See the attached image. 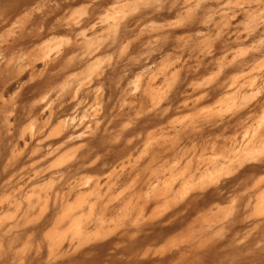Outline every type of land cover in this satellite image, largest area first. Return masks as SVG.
Returning a JSON list of instances; mask_svg holds the SVG:
<instances>
[{
  "label": "rangeland",
  "instance_id": "1",
  "mask_svg": "<svg viewBox=\"0 0 264 264\" xmlns=\"http://www.w3.org/2000/svg\"><path fill=\"white\" fill-rule=\"evenodd\" d=\"M204 1L177 0L171 13H167L169 2H165L164 7L156 13L152 10L157 6L156 0H150L149 6L146 7L144 0H0V45L7 46L12 43L13 38L18 40L21 33L27 35L30 32L33 42L29 44L28 49L37 51L40 58L43 56L51 62V73L55 72L49 81L37 88L34 97L28 100L18 94L17 90L5 92L2 102L0 101L1 105L4 104L0 111V126L4 125L6 128L4 118H8L9 123L14 126L9 127V131L16 136L21 132L36 133L42 127L40 122L43 115L39 112L46 102L54 110L64 103L72 104L63 114L52 116L53 118L43 125V133L36 136V139H41L51 132L62 134L60 140L56 139L52 147H56L61 141L65 144L53 151L47 159L33 163V160L28 159L27 151L20 140L8 148L7 155L13 152L17 157L21 153L16 158L21 162L0 178V185L7 183L0 189V264H264V167L256 172L248 171L244 174L243 168L249 165L245 164L233 173L221 177L215 184H209L204 190L180 193L171 207H166L160 202L147 209L142 208L146 190L143 189L137 196H132L127 189L135 171H131L124 184H116L117 186L114 185L107 191L106 182H113L112 169H108L100 177L104 185L99 192L94 185L99 174L94 170L83 169L77 173V177L86 183L58 205L51 215L49 213L53 206L54 191L59 190L58 186L62 183V177L58 179L59 172L55 171L76 160L83 150L81 144L94 140L108 124L109 118L113 117L112 114L106 118L104 114L107 113L105 104L109 99L110 85L122 81L119 84L127 90L139 85V94L148 79L158 71L157 77L162 74L163 76L156 80L159 84L154 80V85L151 84L154 82L150 83L153 87L148 86L150 99L144 111L153 105L164 107L167 97L181 82L183 69L197 63L196 58H202L204 55L208 59H218V62L211 63L206 70L192 77V84L206 86L216 82L224 73L223 67L228 62H233V65L227 66V79L240 77V80L251 82L252 85L250 83L246 92L232 94L217 102L218 104H206L199 109L175 112L167 119V123L179 125L198 118L209 122L229 118L257 97L262 85L261 73L249 67L241 69L237 64L252 52L259 41V36L254 34H264V1ZM134 2H138L140 6L137 11L131 12L129 8ZM205 5L211 11L203 15L202 8ZM239 6L250 8L251 13H237L232 17L233 10ZM196 11L199 12L198 23L196 22L198 29H191V18ZM124 12L126 15L123 19H126L127 24L121 18ZM119 18L121 23L127 25L129 33L124 37V31H121L112 43L113 28L110 24L117 22ZM205 19L209 20L208 23ZM200 22L203 23L201 26ZM236 36L239 38L234 41ZM222 39L231 40L229 47L224 51L218 49V43ZM159 45H162L163 49L159 50ZM20 46L22 45H14L8 52L1 51L0 47V56L17 57L21 52L28 51ZM151 47L154 49L149 50ZM87 48L94 49L88 63L77 68L62 69L69 56L78 55ZM68 49L71 52L64 54V61L57 60V54L61 57ZM259 63L264 67V52L255 60V64ZM152 72L153 74H150ZM79 85L82 87L77 97L72 99L73 92ZM86 91L88 96L82 97ZM127 94H118L112 100L109 99L110 107L116 103L115 110H118L120 103H123L121 108L127 110L131 106L130 117H133L138 101L129 95L130 93ZM81 98L85 99L78 105L77 102L79 103ZM33 102H37V111L35 115H29L26 112L27 104L29 107V103ZM14 106L17 109L11 112L15 109ZM18 112L22 113L20 118L13 120ZM84 115V120L80 122ZM255 115L244 127L235 133L230 131L225 136H239L244 130L250 131L256 126V120L264 115V108L258 109ZM127 122V119H122L119 125ZM108 126L112 142L113 138L117 137L119 138L116 141L124 143L126 138L135 139L136 135H142L139 143L130 149L131 161L134 159L131 163L138 160L141 167L148 160L146 149L167 141L169 137L168 132L159 131L158 126L146 127L141 133L135 131L132 133L134 136L128 133L131 125L121 131L115 128L117 126ZM117 130L120 132L118 136ZM3 133L4 130L0 132V137ZM70 133L79 136L68 140ZM94 145L95 143H91L90 149H93ZM233 153L234 151L226 152L230 155ZM258 153V157L264 160V143ZM210 154V151L206 150L205 156ZM188 158L185 155L178 160L169 158L159 166L162 170L160 183L169 180L172 172L184 170ZM256 164L258 162L252 165ZM85 165H88V162ZM11 174L14 176L9 178ZM18 184L21 186L18 187ZM161 184L147 189V195L156 192ZM64 190L65 188L61 192ZM93 201L100 205L109 201V208L112 207V210L103 212L99 205L91 207L89 204ZM258 204L261 207L260 212L257 211ZM71 211L72 217L62 220V216ZM46 214H49L50 220L44 224L42 221Z\"/></svg>",
  "mask_w": 264,
  "mask_h": 264
},
{
  "label": "bare ground",
  "instance_id": "2",
  "mask_svg": "<svg viewBox=\"0 0 264 264\" xmlns=\"http://www.w3.org/2000/svg\"><path fill=\"white\" fill-rule=\"evenodd\" d=\"M144 1L145 2H143V4H145V7L149 6L150 0H144ZM209 1H215L216 3H218L220 0H209ZM261 1L262 0H257V3H260ZM165 2H169V5H167L168 9L166 10L167 13L173 12L174 6H175L177 0H156L157 6L155 8L153 7L152 10L156 11V13H157V11H160V9L164 7L163 4ZM139 6H140V4L138 2L137 3L134 2L132 7L130 6L131 9L129 8V10L131 12L135 11V10L137 11L139 9ZM199 6H201V5H199ZM202 6H204V3ZM197 8H199V7H197ZM194 9H193V11H194ZM202 9H203L202 10L203 15H204V13L211 11V9L209 7H206V5ZM197 11L194 13V15L191 18L192 23H190V26H189L191 29L196 28V27L198 29L196 22L199 18V12H197ZM79 12H81V11H79ZM237 13H239L241 15H249L251 13V10H250V8L239 6L233 10L232 17L233 16L235 17V15ZM164 14H165V12H164ZM125 15H126V13L124 12V14L121 18L123 19L125 17ZM121 18H119L117 22L110 24V26L112 25V28H113V41H112V43H114L115 39L117 37H119L121 31H124V34H123L124 37L129 33V32L127 33V29H126L127 28L126 27L127 23L125 22L126 19L125 20L123 19L124 20L123 22L126 23L125 24V23H121V20H120ZM205 21L207 22L209 20L205 19ZM202 24L203 23H201L200 26ZM262 31H264V30H262ZM21 32H22V30H21ZM30 34H31L30 32H28L27 35H25V33L24 34L21 33L18 40H15L13 38L12 43L7 44V46L5 44L3 45L5 47L0 45V47H2L1 51H4V52H8L10 49H12V47L14 45H17V44L22 45L23 48L28 50L25 52H21L17 57L11 56L9 58L8 57L3 58V56H0V101L2 100L3 94L7 91H10V90H17L18 94L23 95L24 98L26 100H28V99H30V97L32 98V96L36 93V90L38 87L41 88L47 81L50 80V78L52 76L55 75V72L51 73L50 68H53V67H51V62L46 60L45 57H43V56L40 58L38 56L37 51L34 52V51H31L28 49L30 47L29 44L33 42V36L31 37ZM197 34H199V33H197ZM219 35H220V33H219ZM254 35L259 36V38H260L259 41H257L256 46L252 49V52L249 55L247 54V57H245L243 59L238 57L241 59V61L237 65L241 69L249 67L253 71L260 72L261 77L260 76L259 77L262 78V85L260 86L259 93H258L257 97L254 99V101L243 105L239 111H235L233 113V115L230 116L229 118H220L219 120L214 121V122H209V121L203 120L204 118H201V119L198 118V119H195V120L190 121V122L188 121L189 123H184V124H179V125H175V123L174 124L167 123V121H168L167 119L175 112H182L185 110H195L197 108L199 109V107H202L206 104L207 105L209 104V106H210V104H218L217 102L223 101L224 98L229 97L232 94H235V93L240 94L243 91L246 92L247 88L249 87L251 82L246 83V81L240 80V77H235V76L232 79H227V72L229 71V68L227 66H229L233 62L232 63L228 62L227 65L225 64L226 66L223 67L225 69V70L223 69L224 73L222 76H221L222 73L220 74V76H221L220 78L217 77L219 79L216 82L212 81L213 83L208 84L206 86L194 85L190 81V79L192 77H194V76L200 74L202 71L206 70L207 67L211 63L218 62V59L216 61H215V59H211V58L208 59L207 57H204V55L202 54L203 55L202 58H198V57L196 58L197 63H195L193 65H189L187 67L184 66L185 68L183 69V72H182V80L180 79L181 82L179 80L180 83L179 84L177 83L178 84L177 87L175 89L173 88L174 90L167 97L166 106L156 107L155 105H153L150 107V109H147L146 111H144V109L147 108V105H148L147 102L150 99L149 98L150 93H148L150 90H149L148 86L153 87V85L157 82L156 80H159V78L161 79L163 74L161 75V77H157L156 73L158 71H156V73L154 75H152L151 77L149 76L150 78L148 77L149 79L147 81V84L145 83L147 86L144 85L145 88L142 86V88H144V89H142L139 92V94H137V89H138L139 85L138 86L135 85L134 87H131L132 89H130V90L123 88L121 86V84H119V82L121 83L122 81L117 82V84H115V85H110V89H109L110 93L108 96L109 99L112 100V98H114L118 94H120L119 96H121V95H125L127 93L128 94L130 93L129 95H131L136 101H138L136 103V102L131 100L133 103H136V106H137V109H135L133 111L134 116L130 117V115L132 113L131 106L128 107L127 110H125V109L121 108L123 103H120V106H118L120 109L115 110V108H116L115 104L116 103L114 102L115 104H113L110 107V101L111 100H109L107 97L108 102L105 104L107 113H104V114H106V116H105L106 118H108L112 114H113V117L109 118L108 124L106 126H104V128L101 130L100 134L94 140H89L88 142L81 144V147H83V150H81L80 155L76 160L69 162L60 170L55 171V172H59L60 177L58 179H60L62 177V183H61V186H58L59 190H57L56 192L54 191L55 196L53 197V201H52L53 206L50 210L51 212H49L50 215L55 211V209L58 207V205H61L62 202L66 198H68L70 195H72L78 188H80V186L83 185V183L85 181L81 182V180H79V178L77 177V173L83 169L94 170L95 172H97V174H99L98 177L95 179V183H94V185L96 186V189H98L99 192L102 191V188H103L102 186L104 185V183H103L104 181L101 182L100 177H102V175L108 169H110V168L112 169L113 182L109 184L104 179L106 182L105 188L107 191L110 190L112 187H114V185H116V184L117 185L118 184L119 185L124 184L127 181V179L130 177L131 171H135L134 176L132 178V182L130 183V185L128 184L129 186L127 189L129 191L130 195L137 196L141 190L145 189L147 191V189L151 188L152 186H158L161 184L160 179H161L162 170L160 169V167L169 158L170 159L174 158V159L178 160L180 157H182L184 155L189 157L187 159V162L184 165L185 169L177 171L175 173L172 172L171 173L172 176L169 178V180L162 182V184H161L162 186L160 188H158V190L156 192H154L151 195H147V192L145 191V195L143 196V201H142V208L143 209H147L151 205L156 204V203H160V202L163 203L166 207H171L176 202V197L180 193H187L188 191H192V190H196V189L204 190V189H206V187L209 184H215L218 179H220L223 176H227V175L233 173L236 169H238L239 167H241L245 164H249V165H247V166H245V168H243V172H245L244 174H247L248 171L256 172V171L262 169V167H264V160H261L258 157V154H259L258 151H259L260 146L264 143V115L259 117L258 120H256L257 121L256 126H254V128H252L250 131L244 130V132H242L239 136H237V135L233 136V137L225 136V134H227L230 131H234V133H235L238 129L244 127L245 124L249 120L253 119L256 116L255 114L258 111V109L260 110V109L264 108V67H262V64H260V63L255 64V60H257L258 57L264 52V36H263L264 34L261 35V32H259V33H256ZM35 38H37V37H35ZM238 38H239V36H236L233 40L235 41ZM219 39H220V37H219ZM228 39H222L221 41H219L218 49H220L222 51L226 50L229 47V43H231L230 42L231 40H228ZM127 43H129V41H127ZM167 44H165V46ZM22 46H20V47L22 48ZM157 47L159 49L163 46L159 45ZM151 48L149 50L154 49V48H152V49ZM161 49H163V48H161ZM59 52L61 53V51H58V53ZM70 52H71V50H69V49L66 50L65 53H63V55L60 54L61 57H59V54H57V60L60 61L61 59H63L62 57L64 56V54H67ZM93 53H94V49H92V48H87L85 50H82L81 52H79L78 55L71 56V57L69 56L68 59L64 62L65 65L63 67L62 66H60V67H62V69H64V68L67 69V68H71V67L77 68V67H80L82 65H85L91 59V56ZM209 55L212 56L211 54H209ZM149 56H151V55H149ZM206 56H208V54ZM152 59H153V56H152ZM61 61H64V59ZM232 61H233V59H232ZM181 64H179L180 67H181ZM234 64H236V62H234ZM62 65H63V63H62ZM221 65H224V64H221ZM56 67H57V65H56ZM60 67H58V68H60ZM180 67H178V69ZM174 69H175V67H174ZM178 69H177V71H178ZM54 70L55 69H53V71ZM180 70H181V68H180ZM219 70H220V68H219ZM61 71L64 72L63 70H61ZM61 71H60V73H61ZM114 71H116V70L114 69ZM150 74H153V72ZM57 75H59V73ZM156 78H158V79H156ZM151 81L154 83H151ZM150 83L153 85L151 86ZM158 84H156V85L158 86ZM251 85H252V83H251ZM81 87H82V85L81 86L79 85L78 88H76L75 92H73L74 94L72 96V99H75L77 97V95H78L77 93L80 91L79 89H81ZM41 90H43V88ZM49 90L51 91V89H49ZM49 90H47L46 92L48 93ZM88 94H89L88 91H86L82 94V97H87ZM47 99H49V98H47ZM81 99L82 100H80L79 103L77 102L78 105L80 103H82L84 101L83 99H85V98H81ZM42 100H43V96H42ZM46 103L44 106H42L43 108L41 107L42 108L41 112H39V113H41V115H43V116H41L42 121L40 122L41 123L40 126H42V127L45 123L48 122V120L50 118H53L52 116H55L57 114L59 115V113L63 114L64 112H66L67 110H69L72 107V104L67 102V103H64L62 105H59L60 107L57 110H54L51 108L50 104H46ZM29 104H30L29 107L27 104V109H28L26 111V112H28L27 114L35 115L36 111H37V107H38L37 102H33V103H29ZM3 105H1V103H0V111L4 108ZM118 105H119V103H118ZM131 105H132V103H131ZM158 105H160V104H157V106ZM21 107H22V105H21ZM14 108H15V106H14ZM24 108H26V106ZM109 108H111V109H109ZM134 108H136V107L134 106ZM10 109H12V108H10ZM16 109H17V107L11 112L16 111ZM103 109H105V108H103ZM3 112H4V110H3ZM9 114H10V112H9ZM21 114H22L21 112L16 113L15 119H13V120H16V119L18 120V118H20ZM85 116L86 115H84V117L81 118L80 122H82L84 120ZM10 117H11V115H10ZM4 119L6 122V128L3 127L4 125L0 126V130L1 131L4 130V133L0 137V164L2 162H4L0 168V178H2L4 175H6L10 169H15L16 165H18V163L21 162V160H19V161L16 160V158L19 157L21 153L18 154L19 156L16 154L17 157H15V154L13 152H11L9 155H7L8 148L11 145H14L13 143L15 141H19V140L21 141V144L23 145L24 150L27 151L28 159L33 160V163L44 161L45 159H47V157L51 153H54L53 151L57 150L58 148L61 147V145L65 144V143H62V141L58 144L57 143L58 141H57L56 142L57 146L55 145L56 147H52L56 139L59 138V140H60V138L62 136V134L60 132H51L50 131L51 133L47 132L48 134H46L43 138L36 139V136L43 133V131L45 130V128H44L45 126L43 128L41 127L39 130H37L36 133L30 132V134H26L25 132H21L18 136H16L15 133L9 131L10 130L9 127L10 128L14 127L12 125V123H9L10 120H8V118L7 119L4 118ZM122 119L123 120L127 119L128 122L126 124L120 126L119 124H120ZM103 121H104V119H103ZM72 123H74V122H72ZM72 123H70V124H72ZM95 123H98V122H95ZM109 124H111L113 127L119 125V127L117 126L115 128H117V129L119 128L120 131L123 129H126V127L128 125H131V128L128 131V133L130 135L132 133H134L135 131H138L135 133H139L140 131L142 132V130L145 129L146 127L158 126L159 131L163 132L164 130H166V132H168L169 137H168L167 141L164 140L163 142L157 143L154 146L152 145V147L148 146L149 148L146 149L147 153H148V160H147L146 164L141 167L139 165L140 163L138 160H137V162L131 163L134 161V159H133V161H131L132 151H130V149L133 146H135V144L139 143L140 137L142 135L141 136H139L140 134L136 135L137 137L136 138L134 137L135 139H129L128 140V138H126L127 140H125L124 143L116 141L117 138H119V137H117V138H113L114 140L112 142V139L110 138L111 135L109 137V134H110V132L108 130ZM69 126L71 127V125H69ZM70 130H71V128H70ZM70 130H68V131H70ZM145 130H144V132H145ZM115 131H116V129H115ZM16 132H18V131H16ZM117 132H118V130H117ZM63 134H65V133H63ZM96 134H97V132H96ZM119 134H120V132H118L116 135L118 136ZM77 136H79V135H77ZM77 136H75V134L72 135L70 133L68 140H71L73 137H77ZM66 138H68V137H66ZM18 143L19 142H17V144ZM91 143H95L93 149H90ZM17 144L15 146L16 148H17ZM20 149H21V147H20ZM206 150H207V152L210 151L211 154L208 156H205ZM227 151H234V153L232 155L226 154ZM22 152L24 153V151H22ZM35 159H37V160H35ZM87 162H88V165H85ZM255 162H258V164L252 165ZM38 164H37V166H39ZM28 166L30 167L31 165H28ZM41 166H42V164H41ZM41 166H40V168H41ZM154 166H157V167H154ZM144 169L145 170L148 169V170L143 171ZM48 170H50V169H48ZM19 172L21 173V171H19ZM31 172L33 173V171H31ZM32 173H31V175H32ZM36 173H37V169H36ZM16 174H18V172ZM11 175L9 178L14 176V175H12V176ZM25 176L26 175H24V177ZM39 176H40V174H39ZM107 176L108 175H106V177ZM34 177H35V175H34ZM110 179H112V178H110ZM16 180H18V179H16ZM68 180H70V181H68ZM22 182H23V180H22ZM26 182H29V181H26ZM6 185H7L6 182L2 183L0 185V189H3ZM19 186H21V185L18 184V187ZM63 188H65V190L61 192V190H63ZM15 189H16V187H15ZM49 192H51V191H49ZM44 196H46V194ZM97 196H99V195H97ZM49 199L51 200V195H50ZM49 199H48V197L46 198L47 203H48ZM107 202L104 204L102 203L103 205H100L98 202L93 201L89 205L91 207H93L95 205H99V208L102 209L103 212H109L112 210V207L109 208V201H107ZM31 203L32 202H30V204ZM257 208H258L257 211L260 212L261 207H259V204L257 205ZM72 213H73V211H71L70 213H68L66 215H63L62 220H66V218H69L72 215ZM49 220H50L49 214H46L42 223L44 222V224H45ZM96 223L97 222H95V224Z\"/></svg>",
  "mask_w": 264,
  "mask_h": 264
}]
</instances>
